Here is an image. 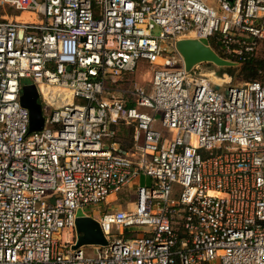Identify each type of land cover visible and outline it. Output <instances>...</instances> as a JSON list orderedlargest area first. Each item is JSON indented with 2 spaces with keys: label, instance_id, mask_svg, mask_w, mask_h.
I'll return each instance as SVG.
<instances>
[{
  "label": "built area",
  "instance_id": "obj_1",
  "mask_svg": "<svg viewBox=\"0 0 264 264\" xmlns=\"http://www.w3.org/2000/svg\"><path fill=\"white\" fill-rule=\"evenodd\" d=\"M182 39L264 61V0H0V264H264V64L217 84L186 71ZM139 62L150 85L120 88ZM140 175L132 209L84 213ZM78 212L107 246L72 249Z\"/></svg>",
  "mask_w": 264,
  "mask_h": 264
},
{
  "label": "water",
  "instance_id": "obj_2",
  "mask_svg": "<svg viewBox=\"0 0 264 264\" xmlns=\"http://www.w3.org/2000/svg\"><path fill=\"white\" fill-rule=\"evenodd\" d=\"M227 1L231 2L232 0ZM176 49L184 60L187 72L199 64H212L216 68L234 67L233 63L222 59L212 51L205 41L182 39L176 43ZM20 104L29 112V133L41 131L44 126V118L35 85L24 84L22 86ZM75 230L78 237L76 244L72 247L73 250L82 246H107L108 244L98 222L90 217H84L81 212L77 214Z\"/></svg>",
  "mask_w": 264,
  "mask_h": 264
},
{
  "label": "rangeland",
  "instance_id": "obj_3",
  "mask_svg": "<svg viewBox=\"0 0 264 264\" xmlns=\"http://www.w3.org/2000/svg\"><path fill=\"white\" fill-rule=\"evenodd\" d=\"M14 14V13H13ZM160 33L159 28H155V30L153 31V35L154 36H158ZM216 72V67H210L207 66L205 64H201L199 66V71L198 73L202 74V75H210L212 73H214V75L210 76V80L211 77H216L217 80L218 78H220L219 76H217ZM239 72V68H237V71L234 74V77L231 78V83L233 85H239L242 82H244V80L238 75ZM150 79H151V69L150 67L144 63V62H139L137 65V69L131 73L130 75H128V77L126 79H124L122 82L119 83V87L120 88H129L132 86V84H138L139 86H143V87H148L150 85ZM212 81V80H211ZM219 81V80H218ZM25 83H28V81H25ZM219 83H221L219 81ZM224 84V83H221ZM110 86H114L112 84H109ZM221 92H224V89H218ZM53 93L54 92H50L48 93L49 99H53ZM65 100H68L66 95H63ZM109 96V95H108ZM145 113H147V111H143ZM160 119L159 116L156 117V120ZM156 129L164 136L167 135V133L165 132V130L161 127L160 123H158ZM117 131H119V134L121 136H123L124 138L120 139L122 141V143L124 145L127 146H131V130L127 127H121L119 126V129L117 128ZM147 182L148 184L150 183V179L147 178V181L144 179V176L140 175L137 179H135L134 181H132L126 188L122 189L118 194H116L117 196V200L115 201V203H111L109 207H106L104 205H99L96 207H88L84 209V213L86 214H96L98 213L100 210H114L115 208H117L120 205H122L123 209L126 210H130L134 207L135 204V189L136 186L138 185H144V183Z\"/></svg>",
  "mask_w": 264,
  "mask_h": 264
},
{
  "label": "trees",
  "instance_id": "obj_4",
  "mask_svg": "<svg viewBox=\"0 0 264 264\" xmlns=\"http://www.w3.org/2000/svg\"><path fill=\"white\" fill-rule=\"evenodd\" d=\"M216 52H217V54L222 56L218 50ZM263 64H264V61L261 58L255 60V61L249 62V63L245 64L242 68L239 69L238 75L244 80V82L261 81L263 78H262V74H260V71L263 69ZM205 65L215 68V66H213L212 64H205ZM236 71H237V68H235V67L216 68L215 73L217 74V76H219V77L221 76L220 78H218V80L221 83L226 84L229 81V78L234 77V74ZM39 103H40V101H39ZM119 126L127 127L125 125H119ZM119 126H118V129H119ZM127 128H129L131 130V139H132V128L131 127H127ZM121 138L123 139L124 137L121 136L119 134V131H118L117 142L119 143L120 147L124 148V149H129L131 146L124 145L122 143L123 140L122 141L120 140Z\"/></svg>",
  "mask_w": 264,
  "mask_h": 264
},
{
  "label": "bare ground",
  "instance_id": "obj_5",
  "mask_svg": "<svg viewBox=\"0 0 264 264\" xmlns=\"http://www.w3.org/2000/svg\"><path fill=\"white\" fill-rule=\"evenodd\" d=\"M211 79H212V81H213L214 83L221 84V83H219V81L217 80L216 77H212ZM50 92H54V90H50V89H47V90H46V95H47L48 98H49L48 93H50ZM63 95H66L67 98H68V100H69V102H71V101H70V95H69L68 93L63 92ZM113 241H115V243H118V241H120V239H119L118 237H113Z\"/></svg>",
  "mask_w": 264,
  "mask_h": 264
},
{
  "label": "crops",
  "instance_id": "obj_6",
  "mask_svg": "<svg viewBox=\"0 0 264 264\" xmlns=\"http://www.w3.org/2000/svg\"><path fill=\"white\" fill-rule=\"evenodd\" d=\"M114 199H117V196L112 195V196L109 197V200H110V201H113ZM119 206H121V208H123L122 205L119 204ZM124 209H125V208H124ZM126 210H127V207H126Z\"/></svg>",
  "mask_w": 264,
  "mask_h": 264
}]
</instances>
